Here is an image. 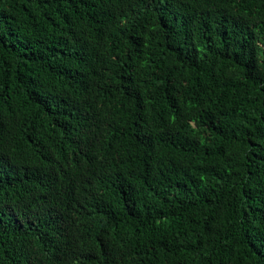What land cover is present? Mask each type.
<instances>
[{
  "label": "trees",
  "instance_id": "16d2710c",
  "mask_svg": "<svg viewBox=\"0 0 264 264\" xmlns=\"http://www.w3.org/2000/svg\"><path fill=\"white\" fill-rule=\"evenodd\" d=\"M0 215V264H264V0H0Z\"/></svg>",
  "mask_w": 264,
  "mask_h": 264
},
{
  "label": "bare ground",
  "instance_id": "6f19581e",
  "mask_svg": "<svg viewBox=\"0 0 264 264\" xmlns=\"http://www.w3.org/2000/svg\"><path fill=\"white\" fill-rule=\"evenodd\" d=\"M128 90V89H127ZM36 204V203H35ZM39 204V203H38ZM1 216V215H0ZM6 217V216H5ZM28 222V221H27Z\"/></svg>",
  "mask_w": 264,
  "mask_h": 264
}]
</instances>
